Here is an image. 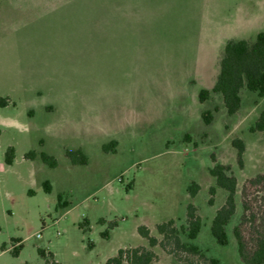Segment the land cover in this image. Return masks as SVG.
<instances>
[{
	"label": "rangeland",
	"instance_id": "obj_1",
	"mask_svg": "<svg viewBox=\"0 0 264 264\" xmlns=\"http://www.w3.org/2000/svg\"><path fill=\"white\" fill-rule=\"evenodd\" d=\"M258 34L264 0H0V264H46L39 251L58 264H105L140 247L151 264H243L233 229L252 247L240 201L245 187L260 216L263 185L248 181L264 174V133L250 132L264 98L244 89L228 115L211 89L225 44ZM215 164L237 181L224 247L210 233L226 198ZM188 205L201 220L194 240ZM168 222L165 240L157 227ZM191 245L203 258L182 248Z\"/></svg>",
	"mask_w": 264,
	"mask_h": 264
},
{
	"label": "trees",
	"instance_id": "obj_2",
	"mask_svg": "<svg viewBox=\"0 0 264 264\" xmlns=\"http://www.w3.org/2000/svg\"><path fill=\"white\" fill-rule=\"evenodd\" d=\"M219 71L216 81L211 89V93L220 95L224 107L228 115H233L238 112L241 104V91L247 90L257 95V98H264V35L258 34L253 42L246 40H230L225 44L223 55L219 60ZM208 90H202L199 93L200 103L205 102L209 97ZM5 104V102H2ZM202 119L206 124L212 120L209 112L202 114ZM250 132L264 133V113H262L256 122L255 126L250 129ZM233 147L237 150L236 158L239 165L242 164V156L244 153V145L240 140L233 141ZM14 151L9 148L6 152L5 163L11 165L13 162ZM34 153H29L26 157H32ZM43 162L50 166H54V162L46 155H41ZM209 174L215 179V186L222 189L226 193L224 204L219 208L214 218L211 221L210 233L216 244L219 246H226L228 244L226 227L231 222L236 214L235 195L237 190L236 178L230 174L228 166L215 164L209 169ZM251 186H262L264 191V174H260L248 181ZM44 190L49 193L50 186L48 183L44 184ZM197 192V186L189 187V193L192 197ZM246 188L242 189V199L240 201L242 214L241 222L248 223L251 229V243L252 247H248L241 232L240 227L233 229V235L237 245V252L243 264H264V195L257 201L261 208L259 213L250 212L249 205L246 201ZM209 193L211 197L215 194V188H210ZM209 205H213L212 198L209 200ZM187 223H188V238L194 240L200 229L201 220L196 214V209L193 205L187 207ZM172 223L158 225L157 229L160 234L168 240V235L174 233V229H170ZM140 237L148 241L150 247L156 245V239L150 236L149 230L146 227L138 228ZM108 237V233L104 235ZM175 243L179 246L178 240ZM182 246V245H181ZM187 252L198 255L203 258L196 246L182 247ZM15 250L14 254L17 255ZM39 254L46 259V264H58L55 262L53 255H45L44 252L39 251ZM152 251L145 248H136L132 250H119L117 255L108 259L105 264H151L154 259ZM207 264H221L218 259H207Z\"/></svg>",
	"mask_w": 264,
	"mask_h": 264
}]
</instances>
